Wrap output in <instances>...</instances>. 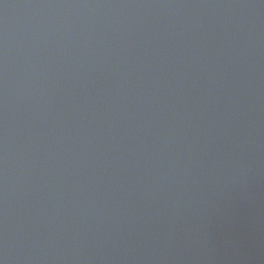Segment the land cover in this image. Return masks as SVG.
<instances>
[{
  "label": "water",
  "instance_id": "1",
  "mask_svg": "<svg viewBox=\"0 0 264 264\" xmlns=\"http://www.w3.org/2000/svg\"><path fill=\"white\" fill-rule=\"evenodd\" d=\"M0 264H264V0H0Z\"/></svg>",
  "mask_w": 264,
  "mask_h": 264
}]
</instances>
